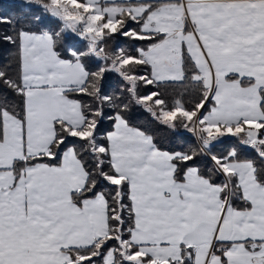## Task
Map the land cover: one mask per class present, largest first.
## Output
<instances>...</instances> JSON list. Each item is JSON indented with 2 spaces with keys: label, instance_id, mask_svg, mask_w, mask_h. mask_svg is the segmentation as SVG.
<instances>
[{
  "label": "snow or ice",
  "instance_id": "1",
  "mask_svg": "<svg viewBox=\"0 0 264 264\" xmlns=\"http://www.w3.org/2000/svg\"><path fill=\"white\" fill-rule=\"evenodd\" d=\"M0 264H264V0L0 4Z\"/></svg>",
  "mask_w": 264,
  "mask_h": 264
},
{
  "label": "trees",
  "instance_id": "2",
  "mask_svg": "<svg viewBox=\"0 0 264 264\" xmlns=\"http://www.w3.org/2000/svg\"><path fill=\"white\" fill-rule=\"evenodd\" d=\"M7 3V0H0V4H5Z\"/></svg>",
  "mask_w": 264,
  "mask_h": 264
}]
</instances>
